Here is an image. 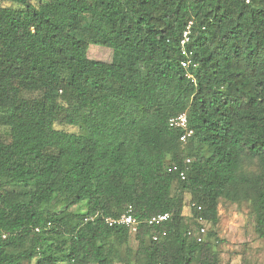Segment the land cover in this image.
<instances>
[{
	"label": "trees",
	"instance_id": "obj_1",
	"mask_svg": "<svg viewBox=\"0 0 264 264\" xmlns=\"http://www.w3.org/2000/svg\"><path fill=\"white\" fill-rule=\"evenodd\" d=\"M0 3V264H222V201L264 239V0Z\"/></svg>",
	"mask_w": 264,
	"mask_h": 264
},
{
	"label": "rangeland",
	"instance_id": "obj_2",
	"mask_svg": "<svg viewBox=\"0 0 264 264\" xmlns=\"http://www.w3.org/2000/svg\"><path fill=\"white\" fill-rule=\"evenodd\" d=\"M87 58L110 63L113 59V50L91 44ZM56 127L72 133L77 131V128L63 124H58ZM189 213L190 209L187 207L185 214L189 215ZM219 217L216 233L220 240L218 250L222 264H243V262L264 264V239L255 229L256 219L251 207L247 203L231 204L222 201L219 206ZM131 245L136 248V242L133 241Z\"/></svg>",
	"mask_w": 264,
	"mask_h": 264
},
{
	"label": "built area",
	"instance_id": "obj_3",
	"mask_svg": "<svg viewBox=\"0 0 264 264\" xmlns=\"http://www.w3.org/2000/svg\"><path fill=\"white\" fill-rule=\"evenodd\" d=\"M1 7H2V4L0 3V8ZM189 33H190V26L187 28V30L183 34V39L181 42L183 46V50H182L183 55L187 58L182 61V67L185 69H188L192 65V61L190 60L191 53L189 54L185 49V45L189 42ZM169 127L171 129L178 130L182 133L180 137V141L182 143H188V141L194 136V130L189 127L188 116L186 113H183V114H180L178 116L171 118L169 120ZM185 163L189 165L192 163V160L190 158H187ZM169 172L178 174L182 180H185L187 176L186 170L178 167L177 165L171 166V168L169 169ZM170 217L171 216L169 213L159 214L151 218L148 221V224L150 226H160L168 222ZM105 222L110 227H115V226L128 227L132 233H137L139 226H140V222L133 215L132 207H129L127 211L119 217L106 218ZM37 231H39V229H37ZM206 234H207L206 228L202 227L197 232L198 242H203L206 238ZM153 239L157 241L158 236H155Z\"/></svg>",
	"mask_w": 264,
	"mask_h": 264
}]
</instances>
